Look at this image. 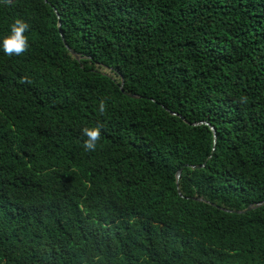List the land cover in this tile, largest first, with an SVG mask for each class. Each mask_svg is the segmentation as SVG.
Wrapping results in <instances>:
<instances>
[{"label": "trees", "instance_id": "1", "mask_svg": "<svg viewBox=\"0 0 264 264\" xmlns=\"http://www.w3.org/2000/svg\"><path fill=\"white\" fill-rule=\"evenodd\" d=\"M17 17L0 264H264V0H0V35Z\"/></svg>", "mask_w": 264, "mask_h": 264}, {"label": "clouds", "instance_id": "2", "mask_svg": "<svg viewBox=\"0 0 264 264\" xmlns=\"http://www.w3.org/2000/svg\"><path fill=\"white\" fill-rule=\"evenodd\" d=\"M29 29L28 22L20 17L14 18L8 26L5 34L0 35V52L6 56H20L29 47L25 33ZM98 111L103 114L105 103L103 100L98 103ZM82 146L86 152L94 151L97 142L101 137V126H86L81 129Z\"/></svg>", "mask_w": 264, "mask_h": 264}, {"label": "water", "instance_id": "3", "mask_svg": "<svg viewBox=\"0 0 264 264\" xmlns=\"http://www.w3.org/2000/svg\"><path fill=\"white\" fill-rule=\"evenodd\" d=\"M121 88H122V84H121ZM129 96H131V95H129ZM132 97V96H131ZM212 131L214 132V130L212 129ZM178 178H180V172H179V174H178V176H177ZM250 209V208H249Z\"/></svg>", "mask_w": 264, "mask_h": 264}]
</instances>
